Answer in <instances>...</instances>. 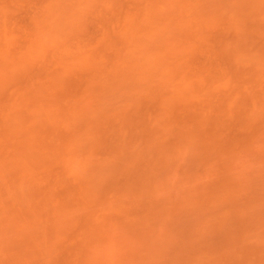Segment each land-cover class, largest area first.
I'll return each instance as SVG.
<instances>
[{
    "label": "rangeland",
    "instance_id": "obj_1",
    "mask_svg": "<svg viewBox=\"0 0 264 264\" xmlns=\"http://www.w3.org/2000/svg\"><path fill=\"white\" fill-rule=\"evenodd\" d=\"M0 264H264V0H0Z\"/></svg>",
    "mask_w": 264,
    "mask_h": 264
}]
</instances>
